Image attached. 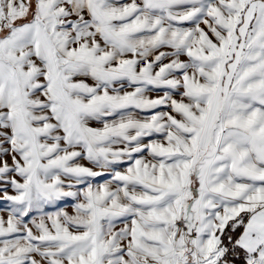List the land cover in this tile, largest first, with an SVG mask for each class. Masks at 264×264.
<instances>
[{"label":"snow or ice","instance_id":"1","mask_svg":"<svg viewBox=\"0 0 264 264\" xmlns=\"http://www.w3.org/2000/svg\"><path fill=\"white\" fill-rule=\"evenodd\" d=\"M0 264H264V0H0Z\"/></svg>","mask_w":264,"mask_h":264},{"label":"crops","instance_id":"2","mask_svg":"<svg viewBox=\"0 0 264 264\" xmlns=\"http://www.w3.org/2000/svg\"><path fill=\"white\" fill-rule=\"evenodd\" d=\"M70 210V209H69Z\"/></svg>","mask_w":264,"mask_h":264}]
</instances>
